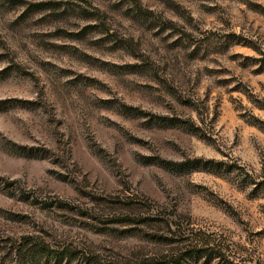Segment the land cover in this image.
Segmentation results:
<instances>
[{
    "label": "rangeland",
    "instance_id": "rangeland-1",
    "mask_svg": "<svg viewBox=\"0 0 264 264\" xmlns=\"http://www.w3.org/2000/svg\"><path fill=\"white\" fill-rule=\"evenodd\" d=\"M109 197L177 226L150 243ZM172 252L264 264V0H0V264Z\"/></svg>",
    "mask_w": 264,
    "mask_h": 264
},
{
    "label": "trees",
    "instance_id": "trees-1",
    "mask_svg": "<svg viewBox=\"0 0 264 264\" xmlns=\"http://www.w3.org/2000/svg\"><path fill=\"white\" fill-rule=\"evenodd\" d=\"M166 167L175 166L173 163H162ZM94 201H101L106 206L109 205H116L121 204L126 207V211L122 217L119 220L120 223H123L124 225H134L141 229H147L150 231H153L155 233L153 234H147L145 235L146 240L150 243H156V244H163L168 241V238L165 237V235H162L159 233L160 228H162L163 234L166 233H172L173 226H177V224L174 221L167 220L163 217H161V213L157 212L155 213V207L152 204L147 203V205H144L143 203L139 201H131L130 203L125 204L122 201H116V199H113L112 197L109 198H99V199H93ZM58 205L63 206V203H58ZM167 230H166V228ZM140 229V232H142ZM159 229V230H158ZM180 231L174 232V235L179 233ZM180 235L183 236L182 233ZM14 246H16V249L14 250V254L18 260L25 259L29 255L35 257L40 254H46V255H52L53 259L56 260H69L73 261V256H77L76 249L73 250L71 247L68 246H55L50 245L46 243L44 240H41L38 237H34L32 235H26L19 240L15 241ZM198 243L195 244L193 249H189L186 254H200L201 252L209 254L208 252H214V249H208L206 251L198 250L197 247ZM212 253L209 254L211 256ZM219 258L223 257V255H220ZM86 258V255L83 256V259ZM185 260V255L182 253H159V254H153L150 256H144L143 258L136 260L133 263H118V264H182V262Z\"/></svg>",
    "mask_w": 264,
    "mask_h": 264
}]
</instances>
